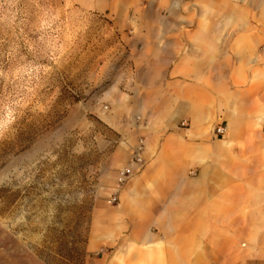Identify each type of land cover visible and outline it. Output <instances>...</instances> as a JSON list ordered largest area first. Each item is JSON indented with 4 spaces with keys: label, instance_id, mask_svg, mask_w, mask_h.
Here are the masks:
<instances>
[{
    "label": "crops",
    "instance_id": "1",
    "mask_svg": "<svg viewBox=\"0 0 264 264\" xmlns=\"http://www.w3.org/2000/svg\"><path fill=\"white\" fill-rule=\"evenodd\" d=\"M96 1L124 52L107 205L144 144L86 264H264V0Z\"/></svg>",
    "mask_w": 264,
    "mask_h": 264
},
{
    "label": "rangeland",
    "instance_id": "2",
    "mask_svg": "<svg viewBox=\"0 0 264 264\" xmlns=\"http://www.w3.org/2000/svg\"><path fill=\"white\" fill-rule=\"evenodd\" d=\"M87 3L0 0V264H86L118 215L120 15Z\"/></svg>",
    "mask_w": 264,
    "mask_h": 264
},
{
    "label": "built area",
    "instance_id": "3",
    "mask_svg": "<svg viewBox=\"0 0 264 264\" xmlns=\"http://www.w3.org/2000/svg\"><path fill=\"white\" fill-rule=\"evenodd\" d=\"M225 132L226 130L223 126H220V125L216 126L215 128L216 134L223 135L225 134ZM143 144H144L143 139H139L136 145V148H135L134 155L131 158V162L118 169L116 183L113 187V191L111 195L107 199L110 205L119 203V194L121 192V189L126 184L128 179L132 176L134 170L142 166L143 159L140 153L142 151Z\"/></svg>",
    "mask_w": 264,
    "mask_h": 264
}]
</instances>
